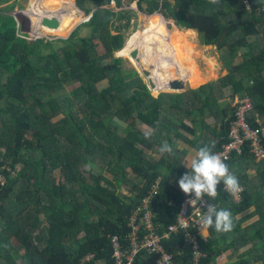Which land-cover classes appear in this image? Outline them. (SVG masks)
I'll use <instances>...</instances> for the list:
<instances>
[{
    "label": "trees",
    "instance_id": "trees-1",
    "mask_svg": "<svg viewBox=\"0 0 264 264\" xmlns=\"http://www.w3.org/2000/svg\"><path fill=\"white\" fill-rule=\"evenodd\" d=\"M7 1L0 0V4ZM112 1L122 4V0H76L86 14L94 9L84 24L91 28V35L78 37L74 32L60 40L61 46L20 37L14 17L0 13V175L4 177L0 184V264H18V259L22 264H114L111 238L124 240L130 215L158 178L161 190L152 205L157 231L176 222L186 196L177 181L190 171L183 165L178 141L195 149L214 142V153L228 141L233 107L222 108L224 89L231 90V98L249 96L264 124V0H219L217 4L146 0V8L139 0L144 11L164 10L177 26L197 30L203 45L227 49V68L239 56L243 58L217 81L179 94L160 90L180 91L187 83L174 80L162 89L156 84L149 90L136 69L125 71L122 58L114 57L124 45L122 28L129 26L130 14L100 8ZM123 18L127 22L116 25ZM150 49L153 60L165 55L161 46L152 44ZM172 58L171 71L176 67L181 75L183 63L178 56ZM132 62L141 69V64ZM212 66L216 64L211 59ZM213 72L200 74L204 79L196 77L195 83L208 80ZM103 81L108 85L99 89ZM168 111L191 117V124L184 120L172 124L166 118ZM208 133L214 139L199 143ZM164 141L175 154L165 153L152 162L146 154H160ZM226 164L244 192L236 204L219 185L217 209L229 210L234 217L254 205L259 216L251 233L258 242L253 252L235 264H264V159L257 161L246 148ZM250 169L256 171L255 176L250 177ZM55 170L58 181L53 177ZM128 186L129 193L124 192ZM239 231L236 222L232 231L220 233L223 241H219L210 228L207 240L199 239L205 253L202 264H217L224 251L242 244L237 240ZM163 244L175 264H193L192 245L183 234H173ZM90 254L94 258L84 261ZM157 258L142 252L134 264H156Z\"/></svg>",
    "mask_w": 264,
    "mask_h": 264
},
{
    "label": "rangeland",
    "instance_id": "rangeland-1",
    "mask_svg": "<svg viewBox=\"0 0 264 264\" xmlns=\"http://www.w3.org/2000/svg\"><path fill=\"white\" fill-rule=\"evenodd\" d=\"M138 2L139 0H122L121 6H117L116 1H112L111 4L107 6L103 5L100 8L107 7L108 9H111L115 12L119 10H123V11H127L130 14L129 26H125L122 28V32L124 34L123 47L125 46V44H127V41L131 36H133L139 31H144L145 29H148L146 28V25L148 23L147 20H152V21L155 20L156 24L154 25L157 28L161 27L162 31L164 30L163 32L165 33H163V35L165 37L167 36V38H164L165 41L163 39H158L156 35L149 30L147 33V39L154 37L155 40L152 42L146 41L143 49L138 51V53L141 56V60L145 61L144 62L145 68H147L150 72L151 71L153 72V73L151 72V76L153 78L155 77L154 81L157 75L161 73L163 68V64H162V68L160 69V65L158 64L159 61L162 60L163 62L165 60L166 64L170 68L169 66L170 58L174 56H178L180 61L183 63L185 67V71L181 75H177V69L175 67V69L173 68V71H171L170 73L176 74L175 76L180 77V80L182 79L185 80L184 82H180V83H187L188 87L180 91L179 90L177 91L175 89V91L160 90V92L165 94H179V93L187 92L189 89L197 88L199 82L195 83L196 77L198 78V80L199 78L204 79L203 77H200L201 76L200 74L207 75V72L210 71L211 69H213L214 72L210 75L209 79L200 84L202 85L204 83L206 84L209 82H215L220 77L225 76L228 73V70L231 68V66H234L243 60V58L239 56L227 68L224 62V55L227 54L228 52L227 49L220 51L215 46L203 45L201 36L197 30L196 33L195 32L192 33L191 29L185 30L184 28L177 26L175 19L171 16L165 15L164 10L156 11V13L153 12L152 14H150L144 11L143 9H141L139 7ZM141 3L144 8L147 7L146 0H142ZM11 6L13 7L12 9L5 10V8ZM44 11L46 13L42 14L41 12ZM93 11H91V13L89 14H86L77 6L76 0L74 1L73 0H62V1L61 0H8L7 2L0 4L1 14L10 15L14 17L17 23L18 33L20 37H24L32 42L38 39H45L47 41H52L55 44V46H61L62 43L60 42V40L69 39V37L74 32L77 33L78 37H90L92 30L90 27H87L84 24L91 19ZM48 18L58 19L59 23L56 24L55 22H52ZM126 22L127 19L123 18L121 20H117L116 25L119 23L125 24ZM184 31L185 33H183ZM113 34H117L115 30H113ZM94 42L99 43L100 46L98 47V49L99 51H101L102 47L100 40L96 39ZM168 42H170V44H168ZM152 44L161 46L165 51V55L163 56L159 55L160 59L156 56L157 58L154 60L158 59L157 61H154L152 58L153 55H151L150 48ZM172 48L174 51H172ZM114 57L122 58L121 66L125 71L136 69L139 73L140 72L145 73L142 67L141 69H138L135 66V64L132 62V61H136L134 54L130 55L129 57H125L122 55L119 56L118 52H115ZM211 59L215 61L216 66H212L210 68L209 61ZM157 65L159 66L157 67ZM194 67L196 71L194 70ZM188 68L191 69L190 71L193 74L191 79L187 78L186 76ZM141 73H140L141 77L146 82V79ZM166 75L169 74H165L163 77H166ZM106 85H108L107 81H103L98 84V88L102 89L106 87ZM190 85H194V86H190ZM230 93L231 90L229 89L223 90V94H224L223 101H225V99L227 98L231 99ZM220 96H222L221 93ZM185 107H187L185 110L187 112L189 108L188 106H184V108ZM167 113L168 115L166 118H169L170 122H172V124L175 123L176 126L181 123L179 122L180 120H184V122L190 123L191 117H187V115L184 116L183 114L180 115L179 113H177L176 115H172V113H170L169 111ZM208 122L211 123L212 125L215 124L213 119H208ZM217 129H219V123L217 124ZM204 136H206L209 139V141L214 139V135L212 133L205 134ZM177 144L179 151L182 152L180 153L183 159L182 161H184L185 157L188 155L187 153L188 151L186 152V150L192 149L193 151V148L191 145H189V143H186L181 140H179ZM183 152H185L184 157H183ZM151 154L152 155H150V152H148L146 156L152 162H156L160 160L162 156L161 154L156 152H153ZM83 168L87 170L88 166H83ZM162 172H165V170H163ZM253 173L254 172L251 173V176H253L252 175ZM53 177L58 181V179L60 178L58 170L53 171ZM123 190L124 192L129 193L130 186L124 187ZM43 217L44 216L41 215V219H43ZM256 240L254 242V245L255 243L258 242ZM254 245L253 244L248 245L247 247L242 249L241 252L242 253L245 252V255L249 251L253 252L252 249L254 248ZM237 257L239 258V256ZM17 262L18 264H22L21 259H18ZM220 264H225L223 259L220 262Z\"/></svg>",
    "mask_w": 264,
    "mask_h": 264
},
{
    "label": "built area",
    "instance_id": "built-area-1",
    "mask_svg": "<svg viewBox=\"0 0 264 264\" xmlns=\"http://www.w3.org/2000/svg\"><path fill=\"white\" fill-rule=\"evenodd\" d=\"M232 122L228 131V141L223 144L221 150L215 152L227 163L234 153L241 155L247 148L257 160L264 159V124L259 114L254 113L253 101L249 96L237 97L232 104ZM4 183V177L0 175V184ZM238 194H231L224 190L229 200L236 204L242 201L244 187L241 186ZM161 178L151 185L148 193L139 201L138 206L130 215L128 222L129 232L124 240L120 237L111 238L112 258L114 264H134L138 254L144 252L151 256H158L156 264H175V259L164 247V240L171 235L181 233L192 245L193 264H202L205 256L199 245V239L207 240L209 230H204L201 225V217L206 211L207 204L215 206V199L206 196L201 201L192 200L194 197L185 196L180 202L176 222L169 225L163 232L157 231L154 221L152 205L160 194ZM94 255L90 254L84 261H90Z\"/></svg>",
    "mask_w": 264,
    "mask_h": 264
},
{
    "label": "clouds",
    "instance_id": "clouds-1",
    "mask_svg": "<svg viewBox=\"0 0 264 264\" xmlns=\"http://www.w3.org/2000/svg\"><path fill=\"white\" fill-rule=\"evenodd\" d=\"M219 0H209V3L217 4ZM214 142L204 144L193 149L194 156L190 160V171H186L177 181L179 189L186 196H193L192 200L201 201L203 197L215 199L218 195V186L223 185L224 190L231 194L241 191L237 176L229 171V167L221 156L212 151ZM159 152L174 155L173 147L167 142H162ZM201 225L204 230L213 228L215 232L228 233L232 231V213L226 209H217L211 203L207 204L206 211L201 217Z\"/></svg>",
    "mask_w": 264,
    "mask_h": 264
},
{
    "label": "crops",
    "instance_id": "crops-1",
    "mask_svg": "<svg viewBox=\"0 0 264 264\" xmlns=\"http://www.w3.org/2000/svg\"><path fill=\"white\" fill-rule=\"evenodd\" d=\"M187 30V29H185ZM180 79V78H179ZM185 80H180V82H184ZM205 84V83H204ZM201 85V84H200ZM166 86V85H165ZM158 87V86H157ZM159 88V87H158ZM163 88V87H162ZM162 88H159V89H162ZM238 96H234L233 98L229 99H225V103L222 105V108H226L228 107L229 104H231V107H232V104L233 102L237 99ZM208 122V120H207ZM187 123V122H186ZM209 123V122H208ZM188 125L191 124V120H190V123H187ZM211 124V123H209ZM212 125V124H211ZM212 126H216V124L212 125ZM208 138L206 136H203L199 139V143H203V142H206L207 143V140ZM188 146V145H187ZM193 148V147H192ZM195 149V148H193ZM188 151V152H187ZM186 152L188 153V155L185 157L184 161H183V165L186 167V168H190V160L192 159V157L194 156V152L191 150H186ZM186 153V154H187ZM184 157V155H183ZM254 172L252 175L255 176L256 175V171L254 169H250L248 171L250 177H253L251 176V173ZM259 220V216L258 214H256V207L253 205L249 208H246L244 209L243 211L239 212V213H236L233 217V222H234V225L235 223L237 222V226L240 227V231L239 232H236L237 236H238V241L240 242H243L242 244H239L237 247L236 245L234 244V247L233 248H229L227 249L226 251H224L218 258H217V264H220V262L223 261L225 262V264H235L237 263L238 261L241 260V258L243 256H247L250 251L245 255V252L242 253L241 250L244 249L245 247H247L248 245L250 244H253L254 245V242L253 241V236H252V231H253V226L257 223V221ZM252 228V229H251ZM246 236V237H245ZM254 236H255V233H254ZM214 239L216 240H219V241H223V239L221 238V235L216 233L214 235ZM240 239V240H239ZM229 241H231V239H229L228 241L224 242L223 246H227ZM250 249V248H249ZM239 256V258L237 257ZM237 257V259H236ZM234 260V261H233Z\"/></svg>",
    "mask_w": 264,
    "mask_h": 264
},
{
    "label": "bare ground",
    "instance_id": "bare-ground-1",
    "mask_svg": "<svg viewBox=\"0 0 264 264\" xmlns=\"http://www.w3.org/2000/svg\"><path fill=\"white\" fill-rule=\"evenodd\" d=\"M147 21H148V23L146 25V28H148V29H145L144 31H139L136 34H134L133 36H131L129 38V40L127 41V44H125L124 47H122L121 49H119V51H118V55L119 56L122 55V56H125V57H129L130 55L135 54L134 52L137 51L136 53H138V51H140L141 49H143L144 44L146 43V41L147 42L154 41L155 40L154 37H152L150 39H147V33H148L149 30L153 34H155L158 39H163L164 40L165 36L163 35L162 28L161 27H158L157 28L154 25V24H156L155 23L156 21L155 20H153V21L152 20H147ZM191 30L196 33V30H193V29H191ZM135 49H137V50H135ZM161 62H162V60L159 61L158 64L160 65V69L162 68V64H163L162 71H161V73H159V75H157V77L155 79L156 84L158 85V87L159 88H162V87H164L165 85L169 84L170 82H172L174 80H178L180 82V79L177 78V77H173L171 79H163L162 78L165 74H170L171 69L168 67V65L166 64V61L165 60L162 63ZM159 65H157V67Z\"/></svg>",
    "mask_w": 264,
    "mask_h": 264
},
{
    "label": "water",
    "instance_id": "water-1",
    "mask_svg": "<svg viewBox=\"0 0 264 264\" xmlns=\"http://www.w3.org/2000/svg\"><path fill=\"white\" fill-rule=\"evenodd\" d=\"M154 13H156V12H154ZM49 19V18H48ZM49 20H51L52 22H55L56 24H58L59 23V20L58 19H49ZM121 49V48H120ZM119 51V50H118ZM117 51V52H118ZM137 52V51H136ZM136 52H134L135 54H134V57H135V59H136V61L139 63V64H141L142 66V68H143V70H144V72L145 73H141L143 76H144V78L146 79V83H147V86L149 87L148 89L149 90H152V88L153 87H155L156 86V83H155V81L153 80V78H152V76H151V72L147 69V68H145L144 67V65H143V63H142V60H141V56L139 55V53H136ZM199 86V85H198ZM197 86V87H198ZM196 87V86H195ZM193 88V87H192Z\"/></svg>",
    "mask_w": 264,
    "mask_h": 264
},
{
    "label": "flooded vegetation",
    "instance_id": "flooded-vegetation-1",
    "mask_svg": "<svg viewBox=\"0 0 264 264\" xmlns=\"http://www.w3.org/2000/svg\"><path fill=\"white\" fill-rule=\"evenodd\" d=\"M163 33H165V32H163Z\"/></svg>",
    "mask_w": 264,
    "mask_h": 264
}]
</instances>
